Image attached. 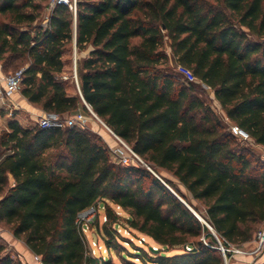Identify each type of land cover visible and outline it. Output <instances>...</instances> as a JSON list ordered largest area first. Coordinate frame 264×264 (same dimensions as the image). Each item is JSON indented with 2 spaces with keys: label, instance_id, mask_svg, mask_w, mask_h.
I'll return each instance as SVG.
<instances>
[{
  "label": "trees",
  "instance_id": "16d2710c",
  "mask_svg": "<svg viewBox=\"0 0 264 264\" xmlns=\"http://www.w3.org/2000/svg\"><path fill=\"white\" fill-rule=\"evenodd\" d=\"M49 2L0 0V17L8 18L0 20V60L30 58L22 95L63 117L90 114L87 103L149 166L203 201V218L226 247L255 240L264 225V159L226 128L194 84L163 65L168 40L176 62L214 90L230 123L264 147V0H77L76 13L56 4L46 26L37 24ZM75 23L77 52L88 55L76 59L71 91L65 55ZM163 181L186 198L170 178L115 163L90 129L25 128L12 118L0 133V223L43 264H101L77 221L101 202L109 249L124 250L111 204L159 245L122 255L125 264H226L216 235ZM0 264L23 262L0 244Z\"/></svg>",
  "mask_w": 264,
  "mask_h": 264
},
{
  "label": "rangeland",
  "instance_id": "374dc122",
  "mask_svg": "<svg viewBox=\"0 0 264 264\" xmlns=\"http://www.w3.org/2000/svg\"><path fill=\"white\" fill-rule=\"evenodd\" d=\"M47 8V7H46ZM44 9L42 13V17L37 21V24H42L46 26V17L49 15L48 9ZM7 17H0V20H7ZM34 34V33H33ZM252 39H257L255 36H251ZM137 40V39H136ZM69 52L65 55V58L67 62H70L67 70L65 72V76L68 79V81L72 84L71 91H74V86L76 85V77H75V63L77 58H82L87 55L88 51H82L80 53L77 52L75 44L69 45ZM164 50L168 55V59L166 63H164L163 67L167 70V72L171 73L175 78H177L179 81L186 85H190L191 83L195 86V92L196 94L204 100L212 109V111L217 114L223 121L226 128L229 126L230 121L225 116V113L223 109L221 108V105L219 101L216 99L214 90L204 84L199 79L193 77L191 73L186 70L185 68L181 67L173 57L172 51L169 47V41L166 40L164 44ZM30 58L28 56H12L7 60H0V67L2 70L7 71L8 73L15 71L17 69L25 67L27 64H29ZM66 79V80H67ZM22 95V92H19L18 97ZM17 97V98H18ZM17 103V99H14ZM24 111L23 108H17V109H5L0 108V133L2 130H4L7 127V121L12 118H17L22 120L24 124H37L39 114H33L30 112H24L22 114L21 112ZM13 113V114H11ZM88 114V113H87ZM91 115V114H88ZM92 118L91 121V131L96 132L98 134H101V136H104L106 140L110 143H115L114 136L110 133L109 129L105 125L106 123L100 118L97 119L93 116H90ZM103 138V137H102ZM240 142L242 145H245L249 149L252 150V152L261 158L264 159V147L257 145L253 142L244 141L240 139ZM106 142V141H105ZM144 167L149 168L154 174L156 175H163L167 178H170L176 188L180 192H182L186 198H183L188 205H190L198 214L200 217H203V213L205 212V206L203 201L194 199L189 191L181 184L176 177H174L170 172H168L165 169H154L151 166L145 165ZM115 214H117V223H113L112 227L117 228V232L119 233L118 241L123 246L122 249H119L118 251L114 249H109V247L106 244L105 238H110L106 233L104 232L103 225L107 221V212L105 208L104 203H99L96 215L94 216L93 222L89 223L85 226L84 233L86 234V238L88 240L89 248L91 250V254L99 260H101V264H105L103 260H106L108 264H125L124 260L122 259L123 256H137L136 254L141 253L140 248H143L144 250L149 251V246L157 247L159 246L154 240L151 238L144 236L142 233L134 230L129 226V224L126 221V218L129 217V213L122 208H120L117 205L111 204ZM0 226L3 230V235L5 238L12 237L11 230L4 225L3 223H0ZM264 231V225L262 226L261 232ZM259 234V233H258ZM216 235V233H215ZM106 236V237H105ZM217 236V235H216ZM257 235V238L253 240L252 242L246 243L243 246H230L226 247L222 240L218 237V245L216 246L219 250H221L222 254L223 248L226 250V248H229V256L228 258V264H255L256 262H261V260L264 258V241L261 243L259 237ZM145 240H142V239ZM206 242V240H204ZM4 244L7 248L10 249V245L6 243L4 240ZM207 243V242H206ZM158 248V247H157ZM120 252L122 254L120 255ZM176 250H172L169 254L175 253ZM227 252V251H226ZM13 254V253H12ZM224 255V254H223ZM25 256V255H24ZM28 261H33V255L31 256H25ZM136 262H140L139 259L134 258Z\"/></svg>",
  "mask_w": 264,
  "mask_h": 264
},
{
  "label": "built area",
  "instance_id": "2783aa9c",
  "mask_svg": "<svg viewBox=\"0 0 264 264\" xmlns=\"http://www.w3.org/2000/svg\"><path fill=\"white\" fill-rule=\"evenodd\" d=\"M56 4H66L71 10L74 11V13H76L77 0H50L49 7L47 8L49 14L51 13L53 7ZM24 71H25L24 67L12 71L10 73H4L3 71H0V108H5V109L19 108V104L14 100V97L17 93L21 92L22 82L24 79ZM86 106L89 109L91 115H88L81 109L77 110L73 114H69L64 117L53 112H44L39 116L37 124L41 127L66 128V127L77 126L82 129H91L92 118L90 116H93L97 119H100V117L96 113H94V111L87 103ZM105 125L107 126L110 133L115 138V143H110L105 139L110 150L111 158L115 163L123 166H145V165L148 166V164L144 161V159L136 151H134L132 146L126 140L119 137L107 124ZM228 129L231 133L238 136L242 140L253 142L248 132L240 128L238 125L229 123ZM97 208L98 206H91L88 209L78 214L77 221L82 225L83 231L85 230L86 225L93 222L94 216L96 215L97 212ZM258 235L262 243L264 241V231L259 232ZM216 237L218 239V236ZM4 240L6 241L3 235V230L0 226V244L5 245ZM7 249L9 250V248ZM227 249L229 250V248H226V250L224 248L222 249L224 252L223 254L225 257L226 264H228V258L226 254V251H228ZM24 255L25 254L23 252H17L16 257L15 256L14 257L21 260L23 264H32V263L43 264L41 256L38 254L33 253V261H28V259H26Z\"/></svg>",
  "mask_w": 264,
  "mask_h": 264
},
{
  "label": "crops",
  "instance_id": "0c3cea01",
  "mask_svg": "<svg viewBox=\"0 0 264 264\" xmlns=\"http://www.w3.org/2000/svg\"><path fill=\"white\" fill-rule=\"evenodd\" d=\"M87 55H88V52H87ZM86 56H84V57H86ZM0 71H3L1 67H0ZM18 94L19 93H17L15 95L14 99H17L18 104H19V108L21 107V108L24 109V111L21 112L22 114H24V112H30V113H33V114H39V113L42 114V113H44V111L41 108H39L36 105H34L31 102H29L28 99L26 97H24L23 95L18 97ZM0 118H1V116H0ZM15 119L18 120L25 128L32 127L34 125V124H24L22 122V120H20V118L19 119L15 118ZM10 120L7 121V125H8V122ZM102 137H103L104 140L106 139V138H104V136H102ZM11 236L12 237H7L5 239H6V243L8 245H10V249L12 250L13 257L14 256L16 257V253L17 252H23L25 254V256L33 255L32 250L22 240L17 239L13 234H11ZM258 263L259 262H256L255 264H258ZM32 264H35V263H32Z\"/></svg>",
  "mask_w": 264,
  "mask_h": 264
},
{
  "label": "water",
  "instance_id": "95a60500",
  "mask_svg": "<svg viewBox=\"0 0 264 264\" xmlns=\"http://www.w3.org/2000/svg\"><path fill=\"white\" fill-rule=\"evenodd\" d=\"M76 44H77V24L75 23V46ZM165 185L199 218V220L204 222L209 227V229L213 234H215L214 228L203 217H200L199 214L190 205H188L187 202L182 197H180L168 184L165 183ZM142 240L145 239L143 238ZM185 248L190 249L188 246H185ZM150 250L153 252H157L158 248L154 246H150Z\"/></svg>",
  "mask_w": 264,
  "mask_h": 264
}]
</instances>
